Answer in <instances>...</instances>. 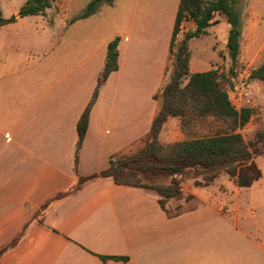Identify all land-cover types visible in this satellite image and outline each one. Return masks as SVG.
I'll return each instance as SVG.
<instances>
[{
    "label": "crops",
    "instance_id": "crops-1",
    "mask_svg": "<svg viewBox=\"0 0 264 264\" xmlns=\"http://www.w3.org/2000/svg\"><path fill=\"white\" fill-rule=\"evenodd\" d=\"M28 0H7L11 17ZM92 0H78L83 13ZM181 0H116L83 19L66 20L47 49L21 50L40 24L25 18L0 27V264H264V219L247 214L242 190L187 185L193 205L168 217L151 190L89 181L114 157L136 153L161 108L156 98L173 71L171 44ZM82 7V8H81ZM205 36L190 41L191 74L216 69L215 46L192 44L217 38V15ZM216 22V23H215ZM191 23V28L194 23ZM243 36V35H242ZM119 38L117 71L102 85L79 153L77 124L102 74L108 46ZM41 48V49H40ZM181 120L170 118L163 143L185 140ZM67 194L62 198L59 195ZM225 196V197H223ZM191 197V198H190ZM169 209V208H168ZM120 257L126 260H102Z\"/></svg>",
    "mask_w": 264,
    "mask_h": 264
},
{
    "label": "trees",
    "instance_id": "trees-1",
    "mask_svg": "<svg viewBox=\"0 0 264 264\" xmlns=\"http://www.w3.org/2000/svg\"><path fill=\"white\" fill-rule=\"evenodd\" d=\"M116 0H92L83 13L75 20L88 18L98 12L104 4L114 5ZM238 0H181L172 44L173 71L169 82L156 98L161 100V108L154 118L150 132L142 140L140 149L128 156L114 157L108 169L89 177H79L73 191L98 178H112L116 184L154 191L159 196V204L168 217L181 213H171L167 204L182 196L185 176L195 171L203 176L204 182L195 181L197 187L212 184L220 171L228 175L239 188H250L263 177V171L255 161L257 155H264V130L258 132L256 140L248 143L238 129L250 121L253 110L248 107L237 109L227 90L221 83L218 69L209 72H190V41L207 34L217 14L223 15L229 24L227 39L228 56L233 64L241 55L243 35L242 11ZM52 7L51 0H28L21 8L18 17L24 18L43 14ZM13 16L4 19L0 5V27L14 23ZM185 21L193 22L194 27L185 33L176 49L175 38ZM117 38L108 46L104 70L100 75L93 97L82 114L78 124V141L75 153L76 168L89 124L90 112L97 101L99 91L110 74L119 68V46ZM251 80L264 82V63L250 75ZM208 118L229 122L232 127L219 130L210 136L185 139L174 143H163L160 135L170 118H178L183 123L191 117ZM160 177L170 179L169 184H160ZM67 194L59 195L62 198ZM191 198V197H190ZM19 238L0 251L1 255L18 242ZM102 260H126L120 257H101Z\"/></svg>",
    "mask_w": 264,
    "mask_h": 264
},
{
    "label": "rangeland",
    "instance_id": "rangeland-1",
    "mask_svg": "<svg viewBox=\"0 0 264 264\" xmlns=\"http://www.w3.org/2000/svg\"><path fill=\"white\" fill-rule=\"evenodd\" d=\"M78 0H51L52 7L46 9L43 14L25 18L27 23L40 24L41 36L32 37L27 31L25 37L18 43L21 50L34 49L38 51V47L31 46L34 39L39 38L42 41V49L49 48L61 36L66 20H72L81 15V9H78ZM238 8L242 11L243 18V36L241 43V55L237 63L233 64L228 56L226 47L228 39V31L225 24L216 26L217 38L207 36L195 41L191 48L194 55L198 52L195 47L201 50L207 46H215L220 54V60L216 69L221 75V83L225 90L228 91L233 105L237 109L248 107L253 110L249 123L238 131L243 135L244 139L251 143L256 140L258 132L264 130V82L251 80V73L258 69L264 63V0H238ZM5 15L12 16L7 6V0L3 2ZM82 8V7H81ZM218 15V14H217ZM214 21H216V17ZM222 18L225 16L220 15ZM216 23V22H215ZM191 23L185 21L175 38L176 49L180 42L184 39L185 33L190 31ZM41 49V48H40ZM180 130L185 134V139L210 136L216 134L219 130H225L232 125L224 120H217L214 117L200 118L191 117L180 122ZM255 161L263 171V177L255 183L250 189L242 190L241 203L243 211L247 214H255L257 217L264 219V155H257ZM204 182L203 176H197L195 171L189 172L183 181L182 187L187 185H195V181ZM160 184H169L170 179L160 177L156 180ZM188 187V186H187ZM226 187L230 190V196L233 197L231 190L235 192V184L231 178L223 171H220L216 178L213 189L221 188L225 191ZM186 196L171 200L167 204V208L171 213H177L186 210L193 205L188 198L187 203L184 202ZM225 197V196H223ZM234 196L233 198H235Z\"/></svg>",
    "mask_w": 264,
    "mask_h": 264
}]
</instances>
